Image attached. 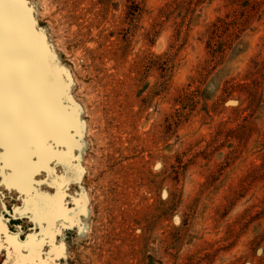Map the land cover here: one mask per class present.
<instances>
[{
    "label": "rangeland",
    "instance_id": "1",
    "mask_svg": "<svg viewBox=\"0 0 264 264\" xmlns=\"http://www.w3.org/2000/svg\"><path fill=\"white\" fill-rule=\"evenodd\" d=\"M26 4L76 113L57 264H264V0Z\"/></svg>",
    "mask_w": 264,
    "mask_h": 264
},
{
    "label": "snow or ice",
    "instance_id": "2",
    "mask_svg": "<svg viewBox=\"0 0 264 264\" xmlns=\"http://www.w3.org/2000/svg\"><path fill=\"white\" fill-rule=\"evenodd\" d=\"M27 2L0 0V264H57L51 236L57 247L62 241L53 218L61 197L73 207L71 186L82 170L76 150L68 155L77 129L58 100L57 74L19 16L2 7Z\"/></svg>",
    "mask_w": 264,
    "mask_h": 264
},
{
    "label": "bare ground",
    "instance_id": "3",
    "mask_svg": "<svg viewBox=\"0 0 264 264\" xmlns=\"http://www.w3.org/2000/svg\"><path fill=\"white\" fill-rule=\"evenodd\" d=\"M2 7L5 10L6 15L9 12H12V13H15L19 16L26 35L29 37V39L31 41H33L34 43H36L40 47L41 51L44 50L45 49L44 44L36 41V39L34 40V36H33L34 25H33L32 17L30 15V8L28 7V5L27 4H17V3H5ZM58 95H60L59 92H58ZM59 100H60V98H59ZM62 110L64 111L65 116L67 118L68 126L70 127V126H72V124L74 125V120H76L75 110L72 109V110L67 111V109H65V108H62ZM69 141H71V140H69ZM65 208H66V206H64V204L62 202V197H61V202L58 204V206L56 208L55 217L53 218V228H54L56 234L61 232L62 228L65 227L64 222H67V226L73 225V216L70 213V211L68 209H65ZM58 219L60 220V224L57 227V226H55V220H58ZM51 232H52V228L49 229L50 235H51ZM51 239L53 242V252L55 253V251L58 250L57 246L54 242L55 236H51ZM58 252H60V251H58Z\"/></svg>",
    "mask_w": 264,
    "mask_h": 264
}]
</instances>
